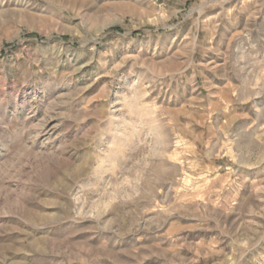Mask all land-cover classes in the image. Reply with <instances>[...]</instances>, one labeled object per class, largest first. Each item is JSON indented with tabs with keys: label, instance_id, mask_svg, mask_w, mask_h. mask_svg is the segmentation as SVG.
Here are the masks:
<instances>
[{
	"label": "rangeland",
	"instance_id": "1",
	"mask_svg": "<svg viewBox=\"0 0 264 264\" xmlns=\"http://www.w3.org/2000/svg\"><path fill=\"white\" fill-rule=\"evenodd\" d=\"M0 264H264V0H0Z\"/></svg>",
	"mask_w": 264,
	"mask_h": 264
},
{
	"label": "trees",
	"instance_id": "2",
	"mask_svg": "<svg viewBox=\"0 0 264 264\" xmlns=\"http://www.w3.org/2000/svg\"><path fill=\"white\" fill-rule=\"evenodd\" d=\"M118 28H114V30H117Z\"/></svg>",
	"mask_w": 264,
	"mask_h": 264
}]
</instances>
